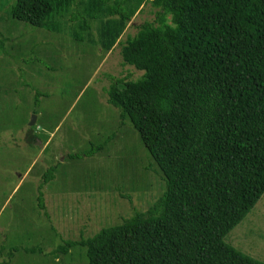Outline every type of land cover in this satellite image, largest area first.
<instances>
[{
    "label": "trees",
    "instance_id": "trees-1",
    "mask_svg": "<svg viewBox=\"0 0 264 264\" xmlns=\"http://www.w3.org/2000/svg\"><path fill=\"white\" fill-rule=\"evenodd\" d=\"M71 1L15 0L11 15L50 27ZM129 1L103 8L106 0H91L90 16L117 15L118 31L107 21L104 38L130 20ZM144 1L155 19L120 48L123 64L143 73L113 78L106 93L162 172L164 192L145 211L54 253L79 244L88 264H264L223 240L264 192V0Z\"/></svg>",
    "mask_w": 264,
    "mask_h": 264
},
{
    "label": "rangeland",
    "instance_id": "rangeland-1",
    "mask_svg": "<svg viewBox=\"0 0 264 264\" xmlns=\"http://www.w3.org/2000/svg\"><path fill=\"white\" fill-rule=\"evenodd\" d=\"M14 1L0 0V262L88 264L85 246L54 250L145 211L165 189L136 129L106 93L113 78L142 75L123 64L121 43L155 19L156 8L129 1L130 20L104 38L107 21L118 31L117 15L90 16L91 0H72L50 27L14 18ZM223 240L264 262V192Z\"/></svg>",
    "mask_w": 264,
    "mask_h": 264
}]
</instances>
